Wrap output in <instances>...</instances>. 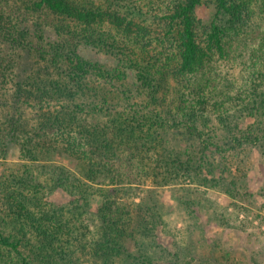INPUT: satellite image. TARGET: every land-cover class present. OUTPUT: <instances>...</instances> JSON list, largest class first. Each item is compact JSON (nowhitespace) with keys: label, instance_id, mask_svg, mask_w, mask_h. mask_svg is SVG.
Returning <instances> with one entry per match:
<instances>
[{"label":"trees","instance_id":"obj_1","mask_svg":"<svg viewBox=\"0 0 264 264\" xmlns=\"http://www.w3.org/2000/svg\"><path fill=\"white\" fill-rule=\"evenodd\" d=\"M263 24L264 0H0V160L14 149L24 160L0 169V264H114L148 236L171 244L159 213L96 188L126 172L216 187L223 178L200 172L218 146L192 154L167 136L236 129L235 107L251 99L232 92L217 59L264 57ZM263 69L252 68L261 82ZM246 92L264 110V89ZM54 155L68 165L46 161Z\"/></svg>","mask_w":264,"mask_h":264},{"label":"rangeland","instance_id":"obj_2","mask_svg":"<svg viewBox=\"0 0 264 264\" xmlns=\"http://www.w3.org/2000/svg\"><path fill=\"white\" fill-rule=\"evenodd\" d=\"M212 10L211 6L200 7L197 15L206 21ZM254 41L250 48L259 49L256 48L258 42ZM232 57L235 58L232 62L218 58L219 70H224L223 75L234 88V94L241 92V97L251 99L245 111L239 113L235 107L233 124L236 129L230 133L216 129L214 136L217 138L214 139L210 129H204L202 140L188 139L176 132L167 136L168 141L180 147L186 145L191 149L190 153L195 154H200L207 145L218 146L217 150L204 152L205 170L200 172L208 177L209 170L216 178H223L216 187H203L192 175L172 177L165 186L159 181L154 185L140 179L141 176L135 178V173L132 177L126 172L119 186L96 188L111 193L117 189L127 201L136 203V210L143 208L159 213L166 225V233L162 232L161 239L172 242L169 245L156 243L147 235L146 240L133 243L128 253L117 258L114 264H147L141 262V252L147 255L150 264H216V261L221 264H264V110L250 109L253 97L246 92L250 82L264 89V82L252 73L254 63L264 65V57H253V53L246 51L234 52L230 59ZM25 113L33 116L34 112L26 106ZM244 137H249L251 142ZM242 141L250 144L243 145ZM14 150L0 160L1 170L23 164L21 155ZM48 159L47 162L68 165L67 160L58 155ZM93 207L94 212L96 206ZM143 213L139 210L136 214L143 216Z\"/></svg>","mask_w":264,"mask_h":264}]
</instances>
